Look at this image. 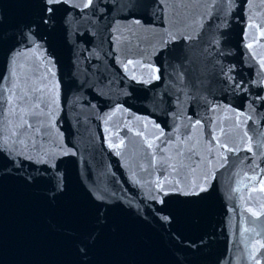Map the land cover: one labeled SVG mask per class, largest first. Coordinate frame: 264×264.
I'll return each mask as SVG.
<instances>
[{"label":"water","instance_id":"95a60500","mask_svg":"<svg viewBox=\"0 0 264 264\" xmlns=\"http://www.w3.org/2000/svg\"><path fill=\"white\" fill-rule=\"evenodd\" d=\"M83 2L0 0V264H264V0Z\"/></svg>","mask_w":264,"mask_h":264},{"label":"snow or ice","instance_id":"6c2138e0","mask_svg":"<svg viewBox=\"0 0 264 264\" xmlns=\"http://www.w3.org/2000/svg\"><path fill=\"white\" fill-rule=\"evenodd\" d=\"M44 3V8H43V15L41 16V23L48 25L49 21H53L54 17H55V13L57 11V6L60 4H66L69 3V0H43ZM96 3V0H84L82 7L83 8H91L94 6V4ZM129 5L132 8H142V9H149V8H156V7H160L161 6V0H128ZM161 15H163V12L161 10ZM136 24H140L141 21L139 19L135 20ZM22 35V40L20 41V43L24 44V43H28L31 42L33 44V46H36L39 41L37 39L35 30L32 29L31 27H29L27 32H24L21 34ZM171 35V34H169ZM261 35H264V32L261 33ZM192 37H186V39H191ZM44 37H40L39 40H43ZM172 39H175V37H172ZM249 47H252V45H249ZM128 64H132V61L129 60ZM128 64L125 65V68H127ZM135 78V77H133ZM160 77L158 75H154L153 79H159ZM237 87H239V85H237ZM10 95V100L9 103L11 102V98L12 97H16V93H13L10 91L9 93ZM18 99L20 101H26L28 99V97L26 95H21L20 97H18ZM11 113L13 115L17 114V108L13 107L11 108ZM23 109H20V112H23ZM0 114H2V112H0ZM19 119L21 121L20 124L16 125L13 130L11 135L5 139L3 134L0 133V153H3V156L7 158V160L13 164H19L20 160H17L15 157H20L22 160L26 159V160H31L32 157L28 156L25 151L24 148L26 147L25 141L23 139H21V137L23 136L24 132L27 129H30L32 127L31 124L28 123V121L24 118V115H20ZM9 123H11V121H9ZM197 125L200 123L199 120H197L195 122ZM37 131H39V129H37ZM221 132H223V129H221ZM247 135V133H245V136ZM251 138H249L250 140ZM123 143V142H121ZM217 143L219 144L220 148L223 149L224 151L221 152V158L226 162V157L224 156V152H234L236 151V149L234 148H230L229 145L227 143L224 144H220L219 139L217 138ZM18 146L19 150H18ZM149 147H152L151 144L148 145ZM117 147H119V145H117ZM249 152L252 151L251 147H249L247 149ZM52 167H54V165H52ZM173 168H175L174 165H172ZM61 179L62 177H56V184H55V192H59L63 190L62 187V183H61ZM177 185H179V181L177 182ZM158 191L160 193H162L163 195H161L159 197V199H156L155 197L153 198L157 203L163 205L164 204V199L163 196L167 195L168 193L165 191L164 187L162 184H158ZM261 191H264V181L261 182ZM175 191L180 192L181 194H189V193H185L183 191V189L179 188V186L176 187ZM207 191L206 187H199L198 191H193L191 194L194 195H199L201 192H205ZM103 202V201H102ZM103 210H101L102 213ZM249 211H251V209H249ZM253 215H259L258 213H253ZM162 219L165 222H170V217L169 216H163ZM245 231H247V229H245ZM256 245H258V247H256L255 245L253 246L254 248V254L251 256L252 259H256V255L255 252H259L260 249H264V243H261L259 240L256 241ZM256 264H260L259 260L256 261Z\"/></svg>","mask_w":264,"mask_h":264}]
</instances>
